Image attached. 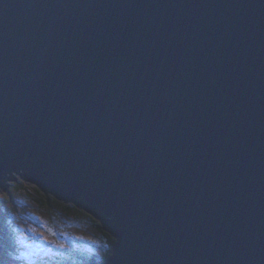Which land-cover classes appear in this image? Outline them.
<instances>
[{"label":"water","instance_id":"obj_1","mask_svg":"<svg viewBox=\"0 0 264 264\" xmlns=\"http://www.w3.org/2000/svg\"><path fill=\"white\" fill-rule=\"evenodd\" d=\"M19 170L100 217L92 264H264V0H0Z\"/></svg>","mask_w":264,"mask_h":264},{"label":"rangeland","instance_id":"obj_2","mask_svg":"<svg viewBox=\"0 0 264 264\" xmlns=\"http://www.w3.org/2000/svg\"><path fill=\"white\" fill-rule=\"evenodd\" d=\"M12 175L16 181H6L10 185L9 191L14 202L23 203L25 209L12 204L5 188H0L4 208L11 210L4 209L2 214L16 229L11 230L18 239L13 244V253L8 254L9 261L8 257L5 258L7 264H65L67 260L82 262L84 260L80 254H98L104 249L105 239L99 226L103 228V225L99 218L60 198L57 200L58 197L49 200L47 194L39 189L44 198L40 197L34 182L19 178L14 173ZM17 183L22 188L12 185ZM2 221L4 223L3 218ZM0 263H4L2 258Z\"/></svg>","mask_w":264,"mask_h":264},{"label":"trees","instance_id":"obj_3","mask_svg":"<svg viewBox=\"0 0 264 264\" xmlns=\"http://www.w3.org/2000/svg\"><path fill=\"white\" fill-rule=\"evenodd\" d=\"M13 172H17L18 175H20L22 177H24V174L26 173L25 170H19V171H13ZM9 177H8V179H9ZM24 179H26V178L24 177ZM6 184H7V182H5V186L3 188H5V187H8L9 188L10 187V185H6ZM12 185H14V187H16L18 189L19 188H22V187H19L20 184H18V183L17 184H12ZM39 189L41 191H43L39 186H36L35 187L36 193L40 197H43L44 198V196L39 192ZM43 192L47 194L46 197L49 200L50 199L51 200H55V198H57V196L55 194H53L52 192H45V191H43ZM59 198L60 197H58L57 200ZM65 202H67V201H65ZM1 207L3 208V211H4L5 208H4V204L3 203H1ZM4 215L5 214H3V219H5ZM4 222H5V220H4ZM99 226L103 230V236H104V239H105L104 240L105 241L104 249L102 251L98 252V254H96V253H88V252H85L86 254L82 253V256H83V260L84 261H82L79 264H89V263H92V262H94V263L95 262L96 263H103V262H106V260L112 256V254L114 252V243L116 242V239L114 237H111L110 234L108 233V231L105 230V229H103L101 225H99ZM5 231H6V234L4 236V243H3V245H4V248H7L8 249L10 247L11 242H13V243L14 242H17L18 239H16L17 237L15 238L12 235L14 233V231L11 230L12 232L11 231H8V233H9V242H8V233H7V230H5ZM1 257H3V256H1ZM1 257H0V261H1Z\"/></svg>","mask_w":264,"mask_h":264},{"label":"clouds","instance_id":"obj_4","mask_svg":"<svg viewBox=\"0 0 264 264\" xmlns=\"http://www.w3.org/2000/svg\"><path fill=\"white\" fill-rule=\"evenodd\" d=\"M2 210H3V209H2ZM4 217H5V219H4L5 222H4V228H3V229H4V232H6L5 230H7V233H8V231H10V230L12 229L13 226H12V224L8 223V221L6 220V216H5V215H4ZM1 218H3V214H1ZM5 227H6L7 229H6ZM14 231H15V230H14ZM14 235L17 236L15 233H14ZM8 236H9V233H8ZM8 242H9V241H8ZM3 243H4V242H3ZM0 257H1V256H0ZM1 258L4 259L5 256H4V258H3V257H1ZM3 261H4V260H3ZM0 264H1V263H0Z\"/></svg>","mask_w":264,"mask_h":264},{"label":"bare ground","instance_id":"obj_5","mask_svg":"<svg viewBox=\"0 0 264 264\" xmlns=\"http://www.w3.org/2000/svg\"><path fill=\"white\" fill-rule=\"evenodd\" d=\"M97 218H100V217H98V216H96ZM1 221H2V218H1ZM2 223H3V221H2Z\"/></svg>","mask_w":264,"mask_h":264},{"label":"flooded vegetation","instance_id":"obj_6","mask_svg":"<svg viewBox=\"0 0 264 264\" xmlns=\"http://www.w3.org/2000/svg\"><path fill=\"white\" fill-rule=\"evenodd\" d=\"M70 263H73V262H70ZM70 263H69V264H70ZM66 264H68V263H66Z\"/></svg>","mask_w":264,"mask_h":264}]
</instances>
